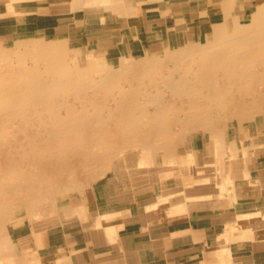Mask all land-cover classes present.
<instances>
[{
    "label": "bare ground",
    "instance_id": "6f19581e",
    "mask_svg": "<svg viewBox=\"0 0 264 264\" xmlns=\"http://www.w3.org/2000/svg\"><path fill=\"white\" fill-rule=\"evenodd\" d=\"M77 1H118L135 9V0ZM19 2L10 0L0 16L17 14ZM237 2L222 0L223 16L212 24V39L205 43L190 41L180 50L138 59L122 54L118 66L107 67L105 57L91 54L84 66L72 62L65 68L60 39L54 38L57 43L50 46L51 35L45 31L4 44L0 253L21 252L20 243L7 236L8 218L25 213L31 220L52 213L45 224L69 222L73 214L63 208L62 197L97 183L115 167L159 170L172 162L192 161L193 155L184 151L192 134L209 135L219 179L246 177L242 147L235 139H225L234 129L232 121L242 124L264 115V0L249 8L250 21L244 22L236 10L247 8ZM120 8L114 9L118 18ZM217 186L219 195L227 189L230 199L233 185L223 188L217 180ZM185 196L170 191L161 198L169 200L172 213H182L189 208ZM227 200L225 206L231 203Z\"/></svg>",
    "mask_w": 264,
    "mask_h": 264
},
{
    "label": "crops",
    "instance_id": "0c3cea01",
    "mask_svg": "<svg viewBox=\"0 0 264 264\" xmlns=\"http://www.w3.org/2000/svg\"><path fill=\"white\" fill-rule=\"evenodd\" d=\"M164 26L152 25L145 39L139 34L129 44L130 51L121 47L125 45L122 41L116 45L118 56L145 51L150 40L157 45L179 46L189 39L187 33L192 31L190 27L180 29L175 24L165 32ZM212 29L211 25L207 36ZM193 30L199 31L195 27ZM234 130L228 137L237 143L243 141L246 166H242L246 177L239 176L240 181L232 187L231 199L219 195L217 180L211 181L212 175L205 169L210 165L203 142L206 136L199 135L197 138L202 140L194 150L192 174L185 184L189 199L186 211L173 216L151 208L153 203L146 200L142 184L132 174L113 171L89 189L86 197L72 203L73 220L56 225L53 233L41 232L36 236L37 231H30L14 238L16 242L26 240L39 260V263L28 262L23 250V255L19 253L23 262L264 264V120ZM148 175L157 178L154 190L158 189V179L165 176L157 172ZM225 200L231 203L223 208Z\"/></svg>",
    "mask_w": 264,
    "mask_h": 264
},
{
    "label": "rangeland",
    "instance_id": "374dc122",
    "mask_svg": "<svg viewBox=\"0 0 264 264\" xmlns=\"http://www.w3.org/2000/svg\"><path fill=\"white\" fill-rule=\"evenodd\" d=\"M9 1L10 0H0V14L7 12V3ZM220 1L222 2V0H151L147 2H144L143 0H135L133 4L135 7L134 9L128 8V5L124 8L123 4L118 1H112L109 3L98 2L92 5L87 3H78L77 0H20L18 4L19 11L17 14L12 16H0V50L4 48L5 43L11 45L20 40L33 39L39 31H45L51 35L52 39L49 38L48 40V44L50 46L57 43L54 38L57 40L60 39L58 45H60V47L66 52L64 60L65 68H70L72 62H81L84 66L87 57L91 54L105 57L106 61L104 63L107 67H112L113 65L118 66L120 56H118L119 49L116 45L119 46L122 44L121 42L124 41L125 45L123 44L121 47L125 49L127 47V50L130 51L128 48L129 44L133 43V39L140 36L139 34H141L142 38L145 39V35H147L146 32L149 31V28L152 25L155 26L156 24H164L165 26L163 30L165 32L172 30L175 24L179 25L180 29H187V27H190L192 28V31L187 33L189 35V39L187 38L186 42H195V40H197L199 43H205L206 40L212 39L214 31L212 29V32L207 36L208 31L211 29V25L220 21L223 16ZM256 1L260 0H238L237 4L239 6L242 7L244 5L247 8L244 10V7L241 9L237 7L236 10L243 15L240 17L243 22L248 20L250 21L253 12V10L250 9L256 6ZM119 8L122 10L121 18H118V15L114 11V9L119 10ZM194 27L195 29L198 28L199 31H194ZM107 37H115V40L117 38L116 43L110 44L107 40L105 43V38ZM145 42L146 41L144 40V43ZM186 42H182L179 46L171 47L166 43H159L157 45L154 40H150L148 44L145 45H148V49H146L147 51H144V49L140 51L136 50L128 55L132 59H138L144 54L156 55L161 53V55H165L168 50H180L186 46ZM161 86H165V84H161ZM166 94L168 95L170 92L166 90ZM259 120H264V115H260L256 119V121ZM232 122V129L234 128V131L236 132L237 130H242L244 124L249 123L243 122L240 124L237 120ZM177 128L180 127L177 126ZM198 136L199 135L192 134L184 146L185 154L187 153L190 158L191 154L193 155L194 150L197 148L198 143L201 141L197 138ZM204 136L206 137L203 142H205L206 150L209 153L208 162L210 164L209 166H206L205 169L207 173L209 172V174L212 175L211 181H215V179L220 180V185L223 188H229L232 187V185L235 186V183L240 181L238 176L232 180H230L231 178H222L223 180L221 178L219 179V173L216 171L217 166L214 164L216 163L214 162L216 161L215 152L211 148L210 137L208 134ZM231 140L232 139L230 137L225 139L228 143H230L229 141ZM238 144L243 149V155L240 158V163L241 165L246 166L243 141ZM193 165L194 161L192 159V161H185L184 163L172 162L166 164L163 169L159 170H156L158 169L157 167L149 168L145 166L138 169L132 168L131 170L127 168L115 167L105 175L101 176V179L98 182L105 179L106 176L112 174L113 171L119 170L125 172L126 174L130 171L129 173L132 174V177L137 179L140 184H142V188L148 197L146 200L153 203V207L151 208L176 216L181 214V212L176 210L172 213V207L169 200L166 197L165 199L161 198L160 195L161 193L174 191L175 193L177 192V194L187 196L185 184L192 174ZM151 171L162 173L165 176L158 179L160 185L158 189L156 187L155 190L154 186L157 183V178L154 175H148ZM226 180L228 181L225 183ZM231 183L232 185H230ZM95 184H91L82 191H71L68 196L62 197L61 203L65 204L63 208L70 212V214H73L71 209L72 203L76 202V200L81 197H86L88 190ZM217 187L219 190V186ZM226 190L227 189H225L224 193L221 195L222 197L225 196V199L229 198L225 194L228 192V190L227 192ZM224 206L225 204H223V208ZM50 214L52 213H49L48 216L45 214L35 216L31 219L32 221L25 213L15 214L11 218H8L10 225L8 231L9 235L7 234V236H11V238H13L12 241L18 243L14 240L18 234L22 235L30 231H37V236H39L41 232L53 233L55 230L54 227L57 226L45 224L46 220L52 217ZM19 243L21 245V252L10 251L0 253V264H20L23 260L21 255L18 253H22L23 255V250L24 253L27 254L26 257L28 262L39 263L37 255L31 251V248L26 240H20Z\"/></svg>",
    "mask_w": 264,
    "mask_h": 264
}]
</instances>
